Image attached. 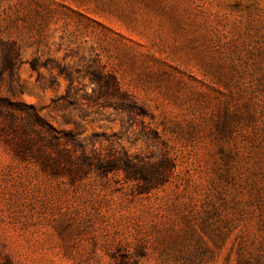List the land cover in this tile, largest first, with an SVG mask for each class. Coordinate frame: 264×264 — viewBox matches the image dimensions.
<instances>
[{"label":"rangeland","instance_id":"obj_1","mask_svg":"<svg viewBox=\"0 0 264 264\" xmlns=\"http://www.w3.org/2000/svg\"><path fill=\"white\" fill-rule=\"evenodd\" d=\"M0 31V97L74 156L51 170L0 136V264H264V0H0ZM92 152L173 168L140 192Z\"/></svg>","mask_w":264,"mask_h":264},{"label":"trees","instance_id":"obj_2","mask_svg":"<svg viewBox=\"0 0 264 264\" xmlns=\"http://www.w3.org/2000/svg\"><path fill=\"white\" fill-rule=\"evenodd\" d=\"M0 53V78L4 71H8L12 79L19 52L12 42L2 38L1 31ZM92 76L94 81L102 83L104 93L119 98L121 108L130 111L139 109L136 111L137 114H144L141 107L120 90L113 75H103L93 71ZM9 106L13 110L24 113L26 118L24 119L20 114L12 112ZM31 110L33 107L30 105L0 97V136H3L16 155L25 157L28 152L29 156L35 158L43 166L50 167L51 170L65 168L68 172H72L74 170L72 167L74 156L67 147L60 145V139L63 136L73 140L72 134L69 132L60 133L45 120L35 117ZM33 117L35 119L31 120ZM81 156L87 161L88 169L96 168L101 171L121 169L127 180L136 181L140 192L148 191L165 183L168 180L169 171L173 168L172 160L166 156L160 160L163 163L162 166L156 169L146 168V163L143 160L125 154L109 155L106 159L99 158L95 152ZM60 161L64 162L65 165H61Z\"/></svg>","mask_w":264,"mask_h":264}]
</instances>
